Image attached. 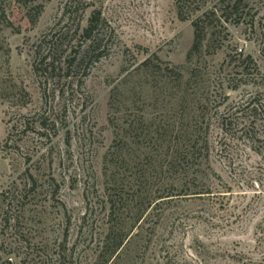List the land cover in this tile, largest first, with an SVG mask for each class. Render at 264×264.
Returning a JSON list of instances; mask_svg holds the SVG:
<instances>
[{
  "label": "rangeland",
  "instance_id": "rangeland-1",
  "mask_svg": "<svg viewBox=\"0 0 264 264\" xmlns=\"http://www.w3.org/2000/svg\"><path fill=\"white\" fill-rule=\"evenodd\" d=\"M178 1L0 0V264H95L115 124L126 131L112 171L144 164L167 193L187 179L164 153L196 117L210 123V159L193 176L210 193L158 200L109 264L264 261V0L212 18L216 35L192 61L193 18L220 0H184L189 20ZM95 10L105 54L67 75ZM61 29L62 64L38 74L37 50Z\"/></svg>",
  "mask_w": 264,
  "mask_h": 264
},
{
  "label": "trees",
  "instance_id": "trees-1",
  "mask_svg": "<svg viewBox=\"0 0 264 264\" xmlns=\"http://www.w3.org/2000/svg\"><path fill=\"white\" fill-rule=\"evenodd\" d=\"M195 1V0H194ZM198 1V0H197ZM184 0L178 1V13L182 20H189L193 18V13L197 12L196 9H192L190 12H185ZM241 1L233 3L232 0H220L219 3L211 10L204 11L201 14L193 18L194 27V43L190 49L187 59L192 61L203 53L205 47H209L210 43L213 41L216 35V24L213 22L212 18H217L218 20L224 18L225 22L229 19L227 15L229 13H234ZM73 5L69 4V9ZM220 6V8H218ZM67 7L65 15L62 16V20L67 18L68 11ZM198 6L197 9L202 10ZM196 10V11H195ZM222 12L221 16L218 13ZM41 13V11L39 12ZM67 13V14H66ZM70 18V16H69ZM68 18V19H69ZM104 20L102 12L99 10L93 11L91 17L89 18L88 25L83 29L82 37L84 42L78 44L73 48V56L70 55V59L64 61V66L67 70V75H70V69L77 64V66H82L88 61L100 60V58L105 54V50H102V43L104 36L99 33V27ZM70 29H61L58 35L54 34L50 39L49 46L45 51L41 49L37 50V58H39V63L36 65V71L38 74H43L44 76L50 75L58 64L54 53L60 51L63 45V39L67 38ZM56 35V36H55ZM46 42V37H45ZM48 42V41H47ZM150 63V58L141 63V66H148ZM162 70L161 67H158ZM181 75V74H180ZM183 76L181 75V78ZM120 86L116 87L118 90ZM114 92V91H113ZM202 119V116H199ZM121 117L117 119L120 121ZM195 124L192 126L189 134L185 135L184 143L180 146L173 148L172 152H165L164 157L170 160L169 164L171 168L176 170V173L184 174L187 181L181 186H172L173 190H155L153 185L149 182L147 178H143L147 169L144 168V164H130V169L136 170V172H131L130 174L122 173L120 169L116 172L112 171L113 163L112 159L109 160V156L120 157L122 153V148L118 145L123 141L125 128L120 127L119 124H115L116 138L112 147H110L108 153L105 157V167L104 175L107 178L106 195L104 203L108 206V213L106 214L105 232L103 238L99 240V254L97 256V261L95 264H109L116 254L123 248L125 243L129 240L132 235L135 226L140 225L144 221L146 212L151 205L158 204L160 199L164 198H176V197H195L196 195L201 196L205 193H210V191L199 190L200 184L198 183L199 176H193L195 168L200 169L207 164L210 159V147H209V131L210 123H207V128H205L204 121H199L198 118L194 119ZM112 122V123H117ZM201 123V126H199ZM134 126V124L132 125ZM199 126V127H198ZM135 129V126L132 128ZM204 129V132H202ZM202 130V131H200ZM117 147V148H116ZM141 163V162H139ZM137 165H141V169ZM138 171V172H137ZM188 179H191L188 181ZM35 181V180H34ZM197 188V189H196ZM171 189V188H170ZM157 192L159 194H157ZM252 264H256L253 262ZM259 264H264L262 261Z\"/></svg>",
  "mask_w": 264,
  "mask_h": 264
}]
</instances>
